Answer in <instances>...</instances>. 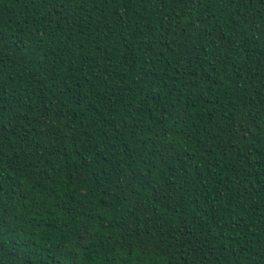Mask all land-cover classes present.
<instances>
[{
    "label": "trees",
    "instance_id": "1",
    "mask_svg": "<svg viewBox=\"0 0 264 264\" xmlns=\"http://www.w3.org/2000/svg\"><path fill=\"white\" fill-rule=\"evenodd\" d=\"M0 264H264V0H0Z\"/></svg>",
    "mask_w": 264,
    "mask_h": 264
}]
</instances>
